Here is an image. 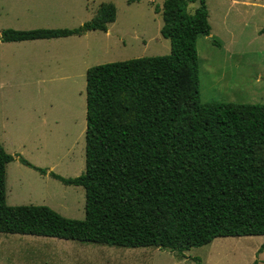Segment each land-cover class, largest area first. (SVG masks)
<instances>
[{
  "label": "trees",
  "instance_id": "1",
  "mask_svg": "<svg viewBox=\"0 0 264 264\" xmlns=\"http://www.w3.org/2000/svg\"><path fill=\"white\" fill-rule=\"evenodd\" d=\"M160 12L168 55L86 70L84 172L63 178L21 159L82 187L84 218L8 206L6 165L14 158L0 144V233L152 247L181 258L216 238L261 236L264 250V103H201L196 43L211 32L206 0H164ZM115 18V6L103 3L78 28L4 29L0 42L106 32Z\"/></svg>",
  "mask_w": 264,
  "mask_h": 264
},
{
  "label": "rangeland",
  "instance_id": "2",
  "mask_svg": "<svg viewBox=\"0 0 264 264\" xmlns=\"http://www.w3.org/2000/svg\"><path fill=\"white\" fill-rule=\"evenodd\" d=\"M1 1L8 7L0 9V34L4 29H74L90 21L101 4L116 8L106 32L0 42V144L14 158L6 165V204L44 205L82 220L84 189L41 175L21 159L63 178L84 172L86 70L168 55L170 43L160 34L164 0ZM206 5L211 35L199 36L196 43L200 102L264 103V0H206ZM262 243L261 236L216 238L181 258L152 247L0 233V264H264V250L258 252Z\"/></svg>",
  "mask_w": 264,
  "mask_h": 264
},
{
  "label": "crops",
  "instance_id": "3",
  "mask_svg": "<svg viewBox=\"0 0 264 264\" xmlns=\"http://www.w3.org/2000/svg\"><path fill=\"white\" fill-rule=\"evenodd\" d=\"M10 2H11V4H15L17 1H15V0H9ZM23 2H24V0H23ZM0 9L2 10V11H7L6 10V8L8 7L7 6V4H6V1L5 2H3L2 3V1L0 2ZM13 7H11V9H12ZM30 17H32L33 19H36L37 18V14H33V15H30ZM30 23V22H29ZM89 33V32H88ZM210 35H211V32H210ZM209 35V36H210ZM79 37V36H78ZM65 38H67V37H65ZM57 39H60V38H57ZM42 40H49V39H42ZM32 41H37V40H32ZM22 42H27V41H22ZM3 43V42H2ZM9 43H19V42H9ZM8 165V164H7ZM51 169H48V172L50 171ZM51 172H53V171H51ZM54 173V172H53ZM48 175V174H47ZM49 176V175H48Z\"/></svg>",
  "mask_w": 264,
  "mask_h": 264
}]
</instances>
